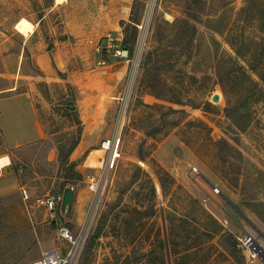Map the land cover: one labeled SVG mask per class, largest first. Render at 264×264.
I'll return each mask as SVG.
<instances>
[{"label": "rangeland", "instance_id": "obj_1", "mask_svg": "<svg viewBox=\"0 0 264 264\" xmlns=\"http://www.w3.org/2000/svg\"><path fill=\"white\" fill-rule=\"evenodd\" d=\"M128 1L132 10L120 20L119 41L124 35L130 38L134 27L137 35L132 55H122L129 62L128 74L112 98L116 102L103 131L104 138L119 134L120 158L108 174H102L104 151L88 165L91 150H87L74 162L75 170L83 171L82 180L63 185L66 168L57 148L59 144L68 147L78 131L76 112L66 114L65 110L69 101L75 103L74 89L40 78L30 49L34 40L42 36L48 41L50 34L59 32V12L51 8L53 0H0V94L14 85H20L14 88L19 91L31 84L50 107L48 137L12 155L10 171L0 174V180L8 179L0 192V264H26L44 249L65 247L57 234L58 225L69 222L74 231L80 226L94 195L90 185L102 175L106 179L101 180L94 227L81 264H147L148 260L149 264H264L258 256L247 262L238 245L236 258L232 256L223 234L203 244L200 231L205 222L200 209H205L222 225L223 233L234 236L236 244L237 237L249 234L264 249V224L253 211L255 203L264 200V179L252 166L264 171V101L257 90L241 96L240 86L248 84L245 77L221 80L214 69L216 55L223 56L228 67L232 57L264 90V66L259 68L260 79L247 65L254 50L249 39L260 40L262 32L254 22L239 19L244 0H79V5L90 14L122 9ZM222 10L227 13L228 30L219 35L208 24ZM20 19L31 22L39 33L34 38L23 35L16 28ZM177 19H188L195 31L190 34L187 28L166 26ZM158 25L162 26L160 39L154 37ZM106 36L112 38L108 43L114 47L116 35L109 32ZM226 39L236 45L244 42V58L236 55ZM147 53L151 60L144 70ZM226 107L247 111L245 130L234 125ZM155 172L169 185V194L162 193ZM68 184L75 185L82 201L80 220L74 223L60 204L55 220L50 219L32 200L24 201L19 188L24 186L34 197L62 194ZM189 201L191 206H186ZM167 209L184 219L173 236L177 256L170 251L165 233ZM149 250L152 254L147 257Z\"/></svg>", "mask_w": 264, "mask_h": 264}, {"label": "crops", "instance_id": "obj_2", "mask_svg": "<svg viewBox=\"0 0 264 264\" xmlns=\"http://www.w3.org/2000/svg\"><path fill=\"white\" fill-rule=\"evenodd\" d=\"M131 3H124L122 9L114 7L86 14L79 0L59 3L53 0L51 8L57 9L60 15L59 32L50 34L48 41L39 36L30 45L39 77L66 83L74 89L72 106L76 108L82 130L78 144L69 155L70 162H75L87 150H103L99 143L104 138L106 121L116 102L112 98L119 94L129 69V62L122 55L110 51L120 49V20L129 13ZM109 32L116 35L114 47L108 43L106 34ZM36 33L39 31L32 24V31L22 34L35 37ZM101 39L105 40L109 52L107 61L96 57ZM17 86L20 85L0 94V174L10 171L12 155L24 153L28 147L47 138L50 131L48 102L31 84L19 91L14 89ZM7 186L8 179L0 180V192ZM78 194L77 189L68 216L72 223L80 220L82 201Z\"/></svg>", "mask_w": 264, "mask_h": 264}, {"label": "trees", "instance_id": "obj_3", "mask_svg": "<svg viewBox=\"0 0 264 264\" xmlns=\"http://www.w3.org/2000/svg\"><path fill=\"white\" fill-rule=\"evenodd\" d=\"M212 1L219 2L220 0H212ZM244 1H245V5H243L238 10L239 19L243 23H251V22L253 23L254 22L263 34V37L258 41L256 39H249V41H251L254 44V50L250 54L252 60L247 61V65L252 72H254L260 79H263V73L259 71L260 70L259 68H262V66H264V0H244ZM198 2L200 3V2H205V1L198 0ZM133 6L134 5H132V8ZM131 14H133L132 11H131ZM193 16L192 18H195ZM226 16H227V13L224 10H222V12L218 13V15L215 16V18L211 19V21L208 24V27H210L214 32L218 33L219 35H224L225 32L228 30L227 29L228 22H226L225 20V23H224V19H226ZM130 19L131 21L135 22V20H133L132 18ZM122 24H124V21L122 22ZM177 25L180 27H183L184 29L185 28L189 29L190 34H192L195 31V25L192 24L188 19H182V20L177 19L171 23H166V26H171V27H175ZM160 28H162V26L158 25V30H155L154 32V37L158 39H160L162 36V31L159 30ZM181 32L183 33V31ZM176 34L177 33L175 32V35ZM136 35H137L136 29L134 27V31L132 32L131 37L127 38V36L124 35V37L120 41L122 50L128 51V54H127L128 58L132 55L135 40H136ZM104 41L105 40L103 39L100 40V49L96 57L100 60L107 61L109 52L106 51L107 48H106V44L104 43ZM227 42L230 43V45L232 46L234 52L236 53L238 57L244 58L245 51H243L242 49V46L244 45L243 41H241L243 43H241L240 45L231 43L229 39L227 40ZM115 50L116 49L110 52L115 53ZM150 60H151V53H147L144 59V63H143L144 70H147V68H149ZM215 60L216 61H215L214 69L219 79L223 80L225 76L232 77V78L243 76L245 77L248 84L245 85L244 87L240 86L241 96H243V94H247V96L248 94L252 95L253 90H257V92L261 96V100L264 101V90L262 88H259L258 82L255 81V79L250 74L247 73L244 66L239 64L238 60L233 59L232 57L229 58V60L231 61L232 67L231 66L228 67L229 66L227 64L228 61L225 60L223 56L216 55ZM258 99L259 97H256V100ZM71 104L73 105L72 101H69V103H67L66 108H65L66 114L70 112H76L75 114H76V122L78 124V131H77L75 139L72 141V143L68 147H65V144H61V145L59 144L57 148L59 161L60 163L65 165V168H66V173L63 176L64 178L63 185L67 183H75L76 181L82 180V174L79 171L75 170L76 164L74 162L69 161V155L73 151V149L76 147V145L78 144L79 139H80L81 130H82L81 121L79 117L77 116L76 108L74 106L70 107ZM245 104L246 102L242 106H244ZM225 112H226V115L233 120L234 125L239 130L243 131L246 129L249 123L246 110L244 109L241 110L240 108L236 107V108H233L232 111H230V109L226 107ZM252 166L257 172L256 175H260V177L264 179V171L261 169H258L254 164H252ZM145 172L147 173V176L149 177L148 172L147 171ZM155 173H156L162 193L164 195L169 194V190H168L169 185H166L164 183L159 173L157 172ZM165 175L171 179V182L173 184L175 183L174 178L171 177L167 172H165ZM254 178H253L254 181L258 180V177H254ZM175 187L179 188V185L176 184ZM188 196H189L188 199H190L191 201L192 197L190 195ZM190 201L189 203H187L186 206L188 205L191 206ZM255 204H256V207L253 209V211L257 215V217L261 220V222L264 224V200L258 201ZM183 214L184 216L189 215L187 209H185ZM200 215H201V219L205 221L204 223H202L203 225H201V229H200L201 234L204 236L203 244L208 243L209 239H211L213 235L223 234V236H226V238L228 239L229 246H231L232 250H230V254L236 258V245L237 244H236V240L234 236L231 235L230 233H223L222 225L218 221H216V219H214V217L210 213H208L205 209H200ZM164 219L166 222L165 233L168 236L167 237L168 247L170 248V251L174 252V256H177V252L173 250V236H174V232L178 231V226L180 225L179 222L184 219H181V217H178V214L175 211L172 212L169 209H167L164 212ZM65 225L71 228L72 224L69 222H66ZM96 236H97V233H96ZM161 246L164 247V243H161ZM146 254H147L146 256L148 257L149 256L148 254H152V250H149L148 253ZM83 264H87V263L84 261ZM147 264H149V260ZM176 264H177V261H176Z\"/></svg>", "mask_w": 264, "mask_h": 264}, {"label": "built area", "instance_id": "obj_4", "mask_svg": "<svg viewBox=\"0 0 264 264\" xmlns=\"http://www.w3.org/2000/svg\"><path fill=\"white\" fill-rule=\"evenodd\" d=\"M109 42L112 38L107 36ZM110 44V43H109ZM115 53L120 55L121 51L116 49ZM120 100L124 97L120 96ZM120 136L119 134L111 137L104 138L100 142V148L103 149L105 158H102V174H108L116 165L117 160L120 158ZM143 164V160L139 161ZM192 172L198 175L199 171L196 167H192ZM106 178L102 175L97 181L90 185V189L94 195L92 201L88 205L80 226L74 231L72 228L65 224H60L57 227V234L59 239L66 242L65 247H50L41 251L40 256L26 264H81L82 255L87 241L92 234L95 216L97 214L100 196L102 193L101 180ZM21 196L24 201L32 200L33 204L41 209H44L49 218L55 220L56 209L61 202L62 194L60 193H45L31 197L25 187H21ZM238 247L242 254L245 256L246 261L250 262V258H256L257 254L252 249L253 237L249 234H243L237 237Z\"/></svg>", "mask_w": 264, "mask_h": 264}, {"label": "water", "instance_id": "obj_5", "mask_svg": "<svg viewBox=\"0 0 264 264\" xmlns=\"http://www.w3.org/2000/svg\"><path fill=\"white\" fill-rule=\"evenodd\" d=\"M128 51L127 50H122L121 55L127 56ZM72 107V104L70 105ZM75 185L74 184H68L64 187L63 192H62V199L60 202V207L62 212L66 215L69 216L72 204L74 201V196H75ZM252 249L256 252L257 256L260 259H264V249L256 242V240L253 238V245Z\"/></svg>", "mask_w": 264, "mask_h": 264}, {"label": "bare ground", "instance_id": "obj_6", "mask_svg": "<svg viewBox=\"0 0 264 264\" xmlns=\"http://www.w3.org/2000/svg\"><path fill=\"white\" fill-rule=\"evenodd\" d=\"M55 1L57 3H59V2L65 1V0H55ZM16 28L21 33L27 35V34H29L32 31V24L29 21L25 20V19H20L16 23ZM99 151H100V149L92 150L89 153V155L87 156V158H86V164H88V165L92 164L93 165V163H95V160H96V155L98 154Z\"/></svg>", "mask_w": 264, "mask_h": 264}]
</instances>
